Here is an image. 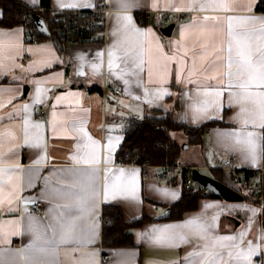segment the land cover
Here are the masks:
<instances>
[{
  "label": "crops",
  "instance_id": "0c3cea01",
  "mask_svg": "<svg viewBox=\"0 0 264 264\" xmlns=\"http://www.w3.org/2000/svg\"><path fill=\"white\" fill-rule=\"evenodd\" d=\"M24 1L34 7L40 3ZM49 2L50 9L59 10H85L95 4V0ZM259 2L110 0L103 41L60 46L54 39L27 40L21 22L2 24L4 9L0 7V32L12 34L0 38L5 73L0 75V152L4 153L0 200L11 201L0 214L4 231L0 264H102L103 256L105 264H203L216 251H222L224 259L229 253L237 258L229 264H249L244 259L249 255L250 264H264V239L260 238L264 237V128L259 126L264 124V96L260 95L264 85L257 87L264 80V66L247 62L249 54L253 61L264 55V22L249 19L264 18V8H256ZM166 14L174 23L170 35L157 28ZM179 14L185 18L177 19ZM37 88L43 90L39 95L45 108L42 118L33 110ZM229 93L237 94L231 104ZM197 107L206 108L211 118L198 119ZM166 113L191 126L216 122L206 127L200 143H188L182 131L170 132L181 145L179 159L185 165L170 182L155 179V167L146 168L149 177H144L139 164L116 160L131 120ZM246 119L254 123L244 124ZM249 132L256 134L255 163L243 143ZM26 140L40 147H29ZM110 142L114 151L104 147ZM228 157L251 174L260 202L208 195L180 218H169V205L180 198L183 178L192 177L194 168L243 196L248 194L237 172L223 167ZM85 159L92 162L84 164ZM133 178L137 200L112 199L110 191L108 202L104 201L106 181L110 190L118 184L131 191ZM29 179L32 187L27 186ZM191 186L204 188L195 181ZM81 189L95 192V208L65 209L64 205L77 203ZM171 192L176 193L175 199L166 194ZM37 201L43 204L40 213L32 210ZM104 204L119 206L125 222L142 215L150 220L126 227L129 244L105 246ZM166 208L167 217L155 218ZM59 212L76 221L77 238L60 243L57 237L56 244L46 246L43 240L51 237L49 230L34 244L39 222L47 224ZM29 225L33 231L26 230ZM161 232L186 236L190 242L157 243L154 237ZM253 249L258 254L251 255ZM190 253L199 255L186 260Z\"/></svg>",
  "mask_w": 264,
  "mask_h": 264
},
{
  "label": "trees",
  "instance_id": "16d2710c",
  "mask_svg": "<svg viewBox=\"0 0 264 264\" xmlns=\"http://www.w3.org/2000/svg\"><path fill=\"white\" fill-rule=\"evenodd\" d=\"M50 0H40L39 6L34 7L24 0H0V7L4 9V15L1 19L2 24H11L21 22L26 27L35 26L31 17L27 22L24 20L23 11H31L32 14H39L47 24L50 31L49 36L40 37L42 39H54L58 45L66 44V36L55 33L51 24L53 9H50ZM260 0L257 9L264 8ZM87 42V41H86ZM156 114L157 112L154 111ZM155 114L146 115L139 119H133L128 123L125 137L116 153V160L132 164H168L178 158L181 153V145L171 136L170 132L174 130L182 131L186 135L188 143H200L202 135L207 126L216 123L207 121L199 126H191L183 122L175 121L170 113L162 116ZM251 174L246 173L245 177L239 178L242 187L248 188V194H244L243 199L253 203H259L260 198L257 195L256 187L252 184ZM216 196L213 192L205 190L200 186L184 187L180 198L172 202L169 218H180L185 211L193 210L197 207L200 197ZM264 213V204L262 205ZM103 244L106 246H120L130 243V236L125 233L128 226H139L150 220L146 215L128 223L123 220L122 212L119 206L115 204H104L103 210Z\"/></svg>",
  "mask_w": 264,
  "mask_h": 264
},
{
  "label": "snow or ice",
  "instance_id": "6c2138e0",
  "mask_svg": "<svg viewBox=\"0 0 264 264\" xmlns=\"http://www.w3.org/2000/svg\"><path fill=\"white\" fill-rule=\"evenodd\" d=\"M31 2L33 4H35L37 2V0H31ZM64 7H72L74 5H62ZM224 7L227 9V5H224ZM124 19L126 20H130V17H124ZM252 20H261L262 22H264V18H249ZM39 23V22H38ZM231 31H230V35H231ZM12 35L11 33H4V32H0V38L5 37V36H10ZM234 39H237V41H239V36L234 37ZM111 55V53H110ZM247 62L249 64L252 63H256L259 65L264 66V55H261L258 59H256L255 61H253L251 54L248 55L247 57ZM229 63L231 64V59L229 61ZM15 67H19L18 65H14ZM44 67H51L50 64H46L44 65ZM4 69H3V65L0 64V75H4ZM230 74V73H229ZM209 79H212V77H210ZM264 85V80L261 81L260 85H257V87H260ZM0 91H3V89H0ZM43 90L40 88L36 89V94H37V98L35 100V103H40L39 100V95ZM197 95H199V93H197ZM207 95V93H206ZM215 95L219 96L221 95L220 92H216ZM236 93H229V103H233V99L232 97L236 96ZM260 95L264 96V93H260ZM236 103H239V101H235ZM25 107H27L25 105ZM196 117L199 118H211L208 117L206 115V108H195L194 109ZM244 109H241V112H243ZM261 119L264 120V109H262V115H261ZM254 123V121H249V120H244V124H248V123ZM261 128H264V124L259 125ZM255 133L249 132L247 133V140L244 141L243 143H246L249 147L247 149V154L251 156L253 163H255L256 160V144L254 143L253 137L255 136ZM237 144H240L241 141H236ZM25 144L29 147H40L39 143H31L29 141H25ZM106 150H113V145L111 144V142L107 145L104 146ZM241 151H245V149L241 148ZM10 151H14L11 150ZM4 158V153L0 152V161H2ZM79 162V161H78ZM84 164H90L92 161L90 160H83L82 161ZM0 171H4L3 169H0ZM121 172V174H123L124 170L121 169L119 170ZM134 171V170H133ZM29 187L33 186L32 180L29 179L28 181V185ZM111 191V197L112 199H116L117 197H122L124 199H128V200H132L135 201L138 199L137 195H136V187H135V181L133 178V187L132 190L129 191L126 188L121 187L120 185L116 184L113 185L111 187V190L109 189V186L107 184V181L105 183V187H104V201L108 202L109 199V193ZM167 195H169L172 199L176 198V193L175 192H171V193H166ZM11 204L10 200H0V212L4 211V204ZM95 204H96V194L93 191L92 193H89L87 190L85 189H81V193L78 195L77 197V203L75 205H64L63 207L65 209H69L71 207H77L80 209L81 212L84 211L85 208H89V209H94L95 208ZM7 211H11V207H8L6 209ZM252 211L255 213L256 210L252 209ZM35 219V218H33ZM41 225V229L39 231L35 232V240L33 241V243L35 244L36 241H39L42 239V237L45 235V233H47L49 230H51V237L45 238L43 240V243L48 246V245H53L57 243V237H59V242L60 243H64L66 242V238H71V239H76L77 235H76V221L75 220H70L67 218V214L65 212H59L57 213L56 217L54 219L49 220V222L47 224H44L43 221L39 222ZM188 224L193 223L192 221H188ZM27 231H33V228L31 225H29V227L26 229ZM12 235H19V232H13L11 233ZM200 239H204V237H199ZM261 239H264V237H260ZM91 239V237H89V240ZM223 240H232L234 239V237H224L221 238ZM155 242L157 243H161V242H169V241H175V240H179L181 243H189L190 241L188 240V238L186 236L174 233V232H161L160 234L156 235L154 237ZM4 242V231H3V226L0 225V243ZM178 246V245H177ZM258 254L256 249H253L251 252V255H255ZM192 255H199V253H190L189 257H186L185 259H189ZM237 259L236 257L232 256L231 253H229L228 259H224V254L222 251H216L214 253L209 254L208 258L203 262V264H229L230 261ZM245 260L249 261L250 264V259L251 256H246L244 257Z\"/></svg>",
  "mask_w": 264,
  "mask_h": 264
},
{
  "label": "built area",
  "instance_id": "2783aa9c",
  "mask_svg": "<svg viewBox=\"0 0 264 264\" xmlns=\"http://www.w3.org/2000/svg\"><path fill=\"white\" fill-rule=\"evenodd\" d=\"M111 11L110 0H95V4L89 9L80 10H59L53 9V15L51 17V24L55 33L65 35L66 43H82L86 41L95 42L103 41L106 32L108 15ZM24 20L27 22L33 14L31 11H23ZM150 13L147 12V16ZM185 14H179L178 19L183 20ZM171 23L169 14L161 17L157 28L161 31L165 26ZM49 30V29H48ZM162 32V31H161ZM43 35L35 26L26 27V39L37 43L42 42L40 36ZM50 35V31H49ZM48 35V36H49ZM115 92L120 93V88H115ZM34 114L37 118H42L45 113V108L41 103H36L34 105ZM140 167L144 169V177H149V173L146 171L148 167H155L157 170L154 174V178L157 180H162L170 182L174 175L182 172L185 165L180 161L179 157L175 158L173 162L168 164H139ZM223 167L231 169L237 172V177H245L247 170L243 168L236 167L232 157H228L223 162ZM253 172V171H252ZM256 176V171L254 172ZM194 180L190 176L183 178V186L186 188L191 187ZM32 210L36 212L43 211V204L41 201L35 202L32 206ZM1 214V212H0ZM106 257H102V264H105Z\"/></svg>",
  "mask_w": 264,
  "mask_h": 264
},
{
  "label": "water",
  "instance_id": "95a60500",
  "mask_svg": "<svg viewBox=\"0 0 264 264\" xmlns=\"http://www.w3.org/2000/svg\"><path fill=\"white\" fill-rule=\"evenodd\" d=\"M33 22L35 26L37 27V29L42 34L46 36L49 35L47 24L39 14L37 13L33 14ZM173 27H174V23L171 22L167 26H165L161 31L165 35H170ZM185 146L186 144L182 145V147H185ZM191 175H192V179L195 182L203 186L206 190L213 192L217 196L223 197L224 199L231 200V201L243 200V195L239 190L234 189L231 186H228L224 182L210 175L199 172L197 168L192 169ZM168 213H169V208H166L164 212L156 215L155 218H158V219L165 218L168 216Z\"/></svg>",
  "mask_w": 264,
  "mask_h": 264
},
{
  "label": "rangeland",
  "instance_id": "374dc122",
  "mask_svg": "<svg viewBox=\"0 0 264 264\" xmlns=\"http://www.w3.org/2000/svg\"><path fill=\"white\" fill-rule=\"evenodd\" d=\"M178 16H179V15H177V19H178Z\"/></svg>",
  "mask_w": 264,
  "mask_h": 264
}]
</instances>
